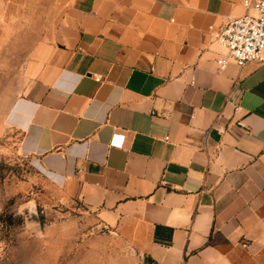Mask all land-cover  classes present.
<instances>
[{"label":"crops","instance_id":"0c3cea01","mask_svg":"<svg viewBox=\"0 0 264 264\" xmlns=\"http://www.w3.org/2000/svg\"><path fill=\"white\" fill-rule=\"evenodd\" d=\"M41 1L4 119L22 152L140 262L264 264V64H216L243 0Z\"/></svg>","mask_w":264,"mask_h":264},{"label":"rangeland","instance_id":"374dc122","mask_svg":"<svg viewBox=\"0 0 264 264\" xmlns=\"http://www.w3.org/2000/svg\"><path fill=\"white\" fill-rule=\"evenodd\" d=\"M43 4L21 0L19 24L8 26L12 32L0 47V264H153L147 258L140 262L93 211L65 196L39 162L22 152L18 133L5 125L7 108L22 87L30 46L43 27V18L28 14L38 13Z\"/></svg>","mask_w":264,"mask_h":264},{"label":"built area","instance_id":"2783aa9c","mask_svg":"<svg viewBox=\"0 0 264 264\" xmlns=\"http://www.w3.org/2000/svg\"><path fill=\"white\" fill-rule=\"evenodd\" d=\"M243 6L247 12L230 19L215 35L222 50L216 59L220 70L231 63L239 68L248 64H264V0H243ZM124 141V135L114 134L109 145L121 149Z\"/></svg>","mask_w":264,"mask_h":264},{"label":"trees","instance_id":"16d2710c","mask_svg":"<svg viewBox=\"0 0 264 264\" xmlns=\"http://www.w3.org/2000/svg\"><path fill=\"white\" fill-rule=\"evenodd\" d=\"M147 260L153 264H157L155 261L151 260L150 258H147Z\"/></svg>","mask_w":264,"mask_h":264}]
</instances>
